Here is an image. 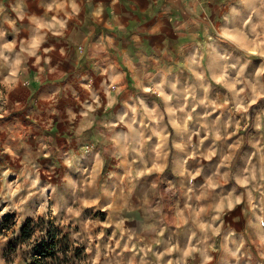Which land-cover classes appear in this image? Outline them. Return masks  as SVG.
<instances>
[{
  "label": "rangeland",
  "instance_id": "374dc122",
  "mask_svg": "<svg viewBox=\"0 0 264 264\" xmlns=\"http://www.w3.org/2000/svg\"><path fill=\"white\" fill-rule=\"evenodd\" d=\"M49 2L0 41V264L52 236L48 264H264V0H226L150 90L76 71ZM24 34L47 86L15 80Z\"/></svg>",
  "mask_w": 264,
  "mask_h": 264
},
{
  "label": "crops",
  "instance_id": "0c3cea01",
  "mask_svg": "<svg viewBox=\"0 0 264 264\" xmlns=\"http://www.w3.org/2000/svg\"><path fill=\"white\" fill-rule=\"evenodd\" d=\"M69 1L74 7L66 10L68 16L63 19L69 31L62 35V48L73 52L74 69L88 77L98 76V84L107 75L111 83H120L118 87L150 90L155 76L174 67L176 57L193 49L199 33L205 34L221 17L218 10L226 0ZM50 4L49 0H0V41L5 40L8 17L14 15L19 27H24L21 30L26 26L31 30L38 23V14H53ZM74 24L77 27L72 33ZM18 38L22 63L15 73L24 76L15 79L17 84L22 89L24 82L33 88L49 85V79L31 77L33 68L25 67L28 57L37 56L38 41L26 34Z\"/></svg>",
  "mask_w": 264,
  "mask_h": 264
},
{
  "label": "trees",
  "instance_id": "16d2710c",
  "mask_svg": "<svg viewBox=\"0 0 264 264\" xmlns=\"http://www.w3.org/2000/svg\"><path fill=\"white\" fill-rule=\"evenodd\" d=\"M36 228V221L34 219H29L23 227L22 240L27 244H31ZM57 244L58 240L52 236L49 242L42 246L34 247L32 254L30 255L32 260L31 264H48L49 260H56L55 256H57L58 251H55V249L59 250Z\"/></svg>",
  "mask_w": 264,
  "mask_h": 264
}]
</instances>
